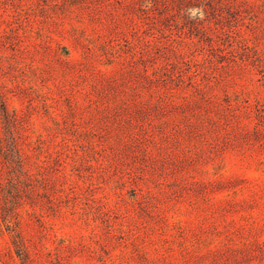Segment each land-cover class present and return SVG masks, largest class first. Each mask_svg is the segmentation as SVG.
I'll return each instance as SVG.
<instances>
[{"label": "rangeland", "instance_id": "obj_1", "mask_svg": "<svg viewBox=\"0 0 264 264\" xmlns=\"http://www.w3.org/2000/svg\"><path fill=\"white\" fill-rule=\"evenodd\" d=\"M0 264H264V0H0Z\"/></svg>", "mask_w": 264, "mask_h": 264}, {"label": "trees", "instance_id": "obj_2", "mask_svg": "<svg viewBox=\"0 0 264 264\" xmlns=\"http://www.w3.org/2000/svg\"><path fill=\"white\" fill-rule=\"evenodd\" d=\"M151 1H154V0H151Z\"/></svg>", "mask_w": 264, "mask_h": 264}, {"label": "clouds", "instance_id": "obj_3", "mask_svg": "<svg viewBox=\"0 0 264 264\" xmlns=\"http://www.w3.org/2000/svg\"><path fill=\"white\" fill-rule=\"evenodd\" d=\"M201 18H202V16H201Z\"/></svg>", "mask_w": 264, "mask_h": 264}]
</instances>
